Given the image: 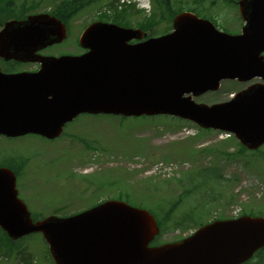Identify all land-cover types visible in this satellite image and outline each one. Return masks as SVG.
Wrapping results in <instances>:
<instances>
[{
	"label": "water",
	"instance_id": "water-1",
	"mask_svg": "<svg viewBox=\"0 0 264 264\" xmlns=\"http://www.w3.org/2000/svg\"><path fill=\"white\" fill-rule=\"evenodd\" d=\"M241 33L221 32L181 12L170 33L93 22L79 36L80 55L38 52L62 42L65 25L47 13L0 27V59L38 63L36 71L0 68V134L58 137L78 114L171 115L232 132L247 149L264 143V84L228 101L197 103L223 79L264 80V0H239ZM131 40L139 42L131 43ZM16 176L0 167V227L16 239L42 233L55 264H240L264 247V217L215 220L174 243L149 246L159 228L147 210L109 200L67 217L34 221L18 198Z\"/></svg>",
	"mask_w": 264,
	"mask_h": 264
},
{
	"label": "rangeland",
	"instance_id": "rangeland-1",
	"mask_svg": "<svg viewBox=\"0 0 264 264\" xmlns=\"http://www.w3.org/2000/svg\"><path fill=\"white\" fill-rule=\"evenodd\" d=\"M32 1L37 5L27 11L29 14L48 12L57 2ZM113 1L93 0L70 20L69 35L65 41L48 46L41 53L59 56L82 52L76 41L80 32L89 22L111 21L113 13L108 15L102 10L109 8ZM13 2L19 8L23 0ZM170 2L175 8L204 6L208 14L206 17L211 15L222 29L224 27V30L232 33L240 30L242 25L236 7L224 0ZM31 3L26 1V8H30ZM131 3L135 4V8L125 13L120 24L134 27L151 18L146 13L148 9H154L152 1L131 0ZM140 9L146 13L138 12ZM168 26L169 22L162 20L156 24V29L160 32ZM17 67L20 71H31L38 66L26 63ZM244 86V83L234 80L224 81L217 91L203 94L195 100L207 104L224 101ZM132 118L83 113L67 123L63 135L51 142L37 134L20 137L0 135V164L6 166L11 162L18 167L24 161L18 169L17 191L34 219L50 214L67 216L87 209L98 201L123 199L127 195L131 205L152 211L148 206L177 199L183 185L176 179L210 165L219 169L224 180L216 181L211 189L196 190L181 203L175 215L190 212L193 205L198 203L190 220L207 223L212 219H229L236 213L251 214L264 206V145L256 152L235 154L239 144L233 138L221 139L218 131H201L190 122L162 115ZM221 152L235 155L227 156ZM199 179L197 177L204 187L205 184ZM164 180H168L167 187L154 193L153 187L157 181ZM211 194H218V198L211 201ZM261 213L264 217V210ZM153 214L158 218L156 212ZM172 223L163 232L160 241L177 240L195 229L194 226L171 227ZM5 244L3 247L6 250L0 248V264H18L14 256L17 252L9 246H28L29 253L36 260L33 264H45L39 262L44 259L42 255L45 249L40 233H31L14 244L2 243ZM257 259H252L248 264H259L260 260ZM23 260L28 261V257Z\"/></svg>",
	"mask_w": 264,
	"mask_h": 264
},
{
	"label": "trees",
	"instance_id": "trees-1",
	"mask_svg": "<svg viewBox=\"0 0 264 264\" xmlns=\"http://www.w3.org/2000/svg\"><path fill=\"white\" fill-rule=\"evenodd\" d=\"M90 0H59V2L55 3L52 7V10L50 13L54 15L55 17L61 19L64 23H67V21L74 16L81 8L84 7L85 4H88ZM229 2H232V0H228ZM26 0H24L19 6V8H16L17 5L14 4L13 0H0V22L5 20L8 17H11V15H16L17 17H23L25 13L32 8L33 6L37 5V2H32L30 8H26L27 4H25ZM153 2V10L151 14V18L149 20L144 21L143 23H139L138 26H140L143 29L150 30V35L155 34L158 30L156 29V24L159 23L162 20H167V22L170 23L174 15L182 10V6L173 7L170 0H152ZM30 3V2H28ZM30 5V4H29ZM133 6H128L122 9L121 11L113 13L112 21L116 23H120L122 19L125 18V13L131 9H133ZM196 6L194 7V9ZM139 12V11H138ZM4 68L6 71H12L13 66L16 68L17 63H3ZM13 65V66H12ZM121 119H126L121 117ZM136 119V118H133ZM176 119V118H171ZM179 120V119H176ZM240 148L238 149L239 153H242L243 150L246 151V148L239 145ZM225 153V152H221ZM227 154V153H225ZM227 156H232L227 154ZM8 166L12 167V165L8 164ZM17 175H19V171H16L14 167H12ZM219 169L214 166H207V167H200L195 172L189 173L188 175H185L183 178L176 179V182L183 185L181 187L180 194L178 195L177 199L175 201H167L163 204H156L149 206L153 212H156V215L158 216L157 221L161 229V233H163L166 229L169 228V224L173 221L171 224V227H188V226H194L199 227L203 223L199 220H190L191 214L194 213V211L197 209L198 203H196L190 212L186 213H178L177 208L179 209L181 203L184 201V199L191 194L194 193V191L198 187H203L200 185V182L197 181V177H200L199 181H201L203 184H205L204 187H208L212 182H216L217 180H224L222 176L219 174ZM168 184V180L164 181H157L156 185L153 187L154 193H159L160 190L165 189ZM207 189V188H206ZM211 189V188H210ZM218 198V194H211L210 200H214ZM164 198H162L163 200ZM152 201V200H149ZM264 210V206L262 205L259 209L252 212V214L255 215H261L262 211ZM150 211L151 213H153ZM161 213V215L159 214ZM181 215V216H180ZM157 242V238L154 240V244ZM264 255V247L261 248L257 255Z\"/></svg>",
	"mask_w": 264,
	"mask_h": 264
},
{
	"label": "flooded vegetation",
	"instance_id": "flooded-vegetation-1",
	"mask_svg": "<svg viewBox=\"0 0 264 264\" xmlns=\"http://www.w3.org/2000/svg\"><path fill=\"white\" fill-rule=\"evenodd\" d=\"M44 256V259H40L39 262L41 263H50V264H54L49 252H48V247L46 244V247L44 249V254L42 255ZM255 257L259 258L257 260H261V262H259V264H264V257H260V255H255ZM34 262H36V260H34Z\"/></svg>",
	"mask_w": 264,
	"mask_h": 264
}]
</instances>
